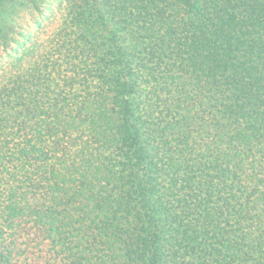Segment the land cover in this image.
Returning a JSON list of instances; mask_svg holds the SVG:
<instances>
[{"label":"trees","instance_id":"trees-1","mask_svg":"<svg viewBox=\"0 0 264 264\" xmlns=\"http://www.w3.org/2000/svg\"><path fill=\"white\" fill-rule=\"evenodd\" d=\"M0 264H264V0H0Z\"/></svg>","mask_w":264,"mask_h":264},{"label":"rangeland","instance_id":"rangeland-1","mask_svg":"<svg viewBox=\"0 0 264 264\" xmlns=\"http://www.w3.org/2000/svg\"><path fill=\"white\" fill-rule=\"evenodd\" d=\"M45 27H46V31H47V32L51 29V25H50V24H47ZM44 33H45V32H44ZM44 33H43V34H44Z\"/></svg>","mask_w":264,"mask_h":264}]
</instances>
